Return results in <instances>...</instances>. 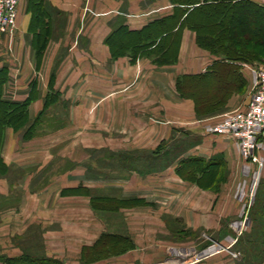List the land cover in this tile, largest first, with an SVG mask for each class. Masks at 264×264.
Returning <instances> with one entry per match:
<instances>
[{
	"label": "crops",
	"instance_id": "crops-1",
	"mask_svg": "<svg viewBox=\"0 0 264 264\" xmlns=\"http://www.w3.org/2000/svg\"><path fill=\"white\" fill-rule=\"evenodd\" d=\"M168 1L49 0L50 7L43 18L46 21L41 24L40 30H30L32 12L27 14L25 9V17L16 31L0 37V78L5 79L3 86H0L2 100L13 104L29 103L27 123L24 126L18 129L6 126L0 131V169L7 171L6 178L0 180L2 222L25 224L28 227L41 221L45 225L47 219L51 220L57 215L56 211L49 213L47 209L58 207V192L65 188H76L80 184L87 189L98 186L106 188L105 185H95L86 179L85 168L80 166L77 169L81 170L73 171L72 167L67 171L66 180L73 182L76 179L75 186L67 182L57 184L56 175L50 185L31 189L37 175L48 171L51 175L55 174L51 170L58 157L55 138H62L60 136L65 132V142H71L67 134L77 120L76 110L81 111L82 121L85 113L94 112L93 108L89 109L91 104H97L98 125L108 126L111 130L108 135L99 134L97 149L103 148L115 154L113 159L118 169L121 167V159L145 160L142 168H131L136 171L131 181L116 182L111 187L107 186L109 190L98 191L105 192L103 196L114 197V200L125 198V202L145 201L147 205L163 209L171 206L192 207L201 213L199 210L202 207L215 208L218 200L227 199V193L233 190L231 185L236 181L235 174L248 177L249 165L244 164L236 142L223 136L205 134L203 125L209 123H202L204 118L196 111V100L193 97L181 98L179 94L177 82L181 77L207 74L215 64L222 62L198 45L194 30L183 28L178 60L173 65L157 64L152 57L135 60L132 50H127L123 56L112 54L109 38L113 33L119 31L126 36L128 30L142 31L156 21L175 16L179 5L176 4L177 8L170 7ZM55 11L67 17L60 45L43 32L48 29L45 26L51 23ZM70 34H75L76 39L69 43ZM81 35V45L78 46ZM38 39H41L40 43L34 45L33 40ZM62 45L70 49V54L58 57ZM77 47L82 49V54ZM7 51L10 55H7ZM58 58L60 62L63 60L59 69L55 67ZM224 65L219 68L229 71L232 66H236L239 72L234 75L238 87L228 92L222 105L228 111L240 104L244 108L252 94L254 66L240 62H227ZM58 93V102L50 104V97ZM60 101L64 103L62 106L67 112L62 124L56 123L58 114L55 113L58 109L56 107L61 106ZM38 119L40 122L31 134L30 129ZM82 126L86 127L87 124L83 123ZM47 128L60 130L54 133H50L52 129H48L49 133L41 131ZM192 158L213 161V168L218 169L213 181L201 184V181L181 174L184 171L180 168L183 161ZM71 162L73 164V159ZM261 179H264V175L259 177L258 186ZM16 185L21 191L14 190ZM174 185H177L179 192L180 189L184 191L185 197L187 192H194V196L189 195V200L184 197L176 205H171L167 200L171 198L169 192ZM202 195L208 201H203ZM255 196L252 199L250 196L245 198L243 194L239 197L242 201L249 200L245 216L239 222L251 223L250 227L253 221L249 212ZM82 203L89 202L87 200ZM177 218L181 223L190 224L194 228L203 226L201 214L192 218L179 214ZM190 219L193 221L190 222ZM88 222L84 221L86 226L89 225V233L91 223ZM95 223L100 236L105 229L104 223L99 220ZM91 237L93 242L97 238ZM0 254L13 259L21 255L15 251H2ZM123 262L128 261L116 259L113 264ZM131 264L139 263L135 261ZM260 264H264V258Z\"/></svg>",
	"mask_w": 264,
	"mask_h": 264
},
{
	"label": "rangeland",
	"instance_id": "rangeland-1",
	"mask_svg": "<svg viewBox=\"0 0 264 264\" xmlns=\"http://www.w3.org/2000/svg\"><path fill=\"white\" fill-rule=\"evenodd\" d=\"M204 1L207 2L210 0ZM251 1L257 2L260 6L264 7V0ZM168 2L170 7H176L173 0H169ZM39 3H45L47 6L46 8L50 7L49 0L34 1L35 5ZM222 3L224 2L222 1ZM34 4L32 0H21L19 17L16 27L13 29L14 32L18 24L25 17V9L27 14L32 12L30 30L33 29L32 32H36L37 29H41V24L43 25L46 20L44 21L42 17L37 14L39 12H35ZM211 8L212 16L216 17V21L219 17L224 18L226 21L225 25L228 24V18H231L234 13L242 17L245 14V10H238L236 12L230 7L228 11V8L220 6H218L217 9H214V6ZM54 13L51 21L52 24L49 23L48 26H45L48 29L43 30V32L46 33L47 36L50 35L52 41L60 45V40L63 39L65 34L67 17L57 11ZM190 15H192V13H190ZM194 15H198V17L202 18V14H198V12ZM209 21H211L209 22L211 23L209 27L203 28L209 31L212 30L211 28L217 30V22L213 20ZM32 25H36V27ZM203 28H201V31H203ZM224 30L225 29H221L219 35H222ZM225 31L228 34V30ZM229 33L234 37L236 46L239 41H242L243 45L240 47L237 46V48L243 50L244 53L251 51L252 55L248 53L246 55L250 56L249 59L252 60L250 63L245 64L248 66L253 65L254 71L264 69V38L256 36L253 34V30L245 27L239 29L237 34L231 31ZM202 35H204L205 42H208L206 34ZM126 37L125 34L118 32L112 34L109 40H111L110 42L113 45H120ZM69 38L70 40L68 41L70 43L76 39V35L70 34ZM81 38L82 35L78 38V46L81 43ZM40 41L41 39L33 40V44H38ZM42 47H44V44ZM77 48L82 54V49L80 47ZM151 49L142 52L133 49L131 54L135 56V60L143 57H152L155 60H159V51H157V53H152V55L148 54L154 51H151ZM124 51L125 49H116L112 50V54L115 53V55L123 56ZM77 52L78 51L75 53L77 54ZM6 53L8 55L10 52L7 51ZM67 54H70V49L62 45L58 57ZM58 60L59 62L55 64L57 69L60 68L63 61L61 60L60 62L59 58ZM173 64L174 63L170 65ZM218 70L219 68L216 72H218ZM227 81L233 82L232 88L236 87L238 83L237 77L234 76L232 70H226V72L221 73L218 77L216 74H213L200 82L188 83L183 89L186 97L180 92L179 94L181 98L193 97L196 100V111H199L204 118L202 123H209L208 125L216 124L234 113L245 110L248 105L242 108L243 105L240 104L235 109L228 111V109L224 108V105L220 104L222 99L226 98L227 95L225 93L231 87L225 86ZM63 83H65V81ZM253 91L254 82L252 84V93ZM202 94H207L208 96H201ZM50 98V104L55 105V103L58 102L59 93ZM81 98L82 96L80 99ZM47 102L49 103V99ZM62 104L64 103L60 101L61 106L56 107L58 109L55 111V113L58 114V118H56L58 121L56 123L59 122L61 124L62 121H64L63 118L67 115L65 111L66 108H64ZM90 108H93L92 110H94V112L90 111L91 113H85V118L82 121L81 111L76 110L77 120L72 130L67 134L68 137H71V142H65L64 138L66 134L64 131L63 136H60L62 138H55L58 144L56 148L58 157L56 164L51 168L52 172L55 171V174L51 175V172L48 171L45 173L46 171H43L42 173L45 174L37 175L33 179L31 189L44 188L48 186V184L50 185L51 182H54L56 175L57 184L67 182L69 185L75 186L77 185L76 179H74L75 181L73 182L66 180L67 171L69 172L72 167L73 171L81 170L77 169L80 166H84L85 168L86 179L92 181V184L95 185L97 183L103 186L105 185L106 188L104 189L102 186H98L94 189H87L83 188L79 182L80 185L78 184L79 186L76 188H65L58 192V197H56L58 207L47 209L49 213L56 211L57 215L53 216L51 220L47 219L48 222L45 225L39 221L27 227L25 224H9L0 220V252H19L21 255L14 259L26 258V260H30L28 263H31L32 259H50L54 261L53 264H113L116 262V259H127L128 262H123L121 264H131L135 261L139 264H260L261 260L264 258V253L262 258H260V256L256 258L255 255L251 256L250 254L251 244L254 243V239L250 238L254 225L250 227L251 223L248 224L247 222L245 223V221L239 222L240 219L245 216L244 213H246L249 203V200L247 202L245 200L242 201L239 197L243 194L245 198L250 196L252 199V195H257L258 181H255V184L252 186L250 178L241 176L240 174L237 176V174H235L234 179L236 181L234 185H231L233 186V190L227 193V199L222 198L220 201L218 200L215 208L202 207L199 210L201 213H197L198 209L192 207L177 208L176 206L173 208L171 206L163 209L147 205L145 201L125 202V198L114 200L112 199L114 197L103 196L105 192L102 193L98 191H107L109 190L107 186L110 185L109 187H111L116 184V182L121 181L126 183L131 181L130 178L135 177L136 174V171H133L131 168H142V163H144L145 160L121 159V167L118 169L114 164L115 159H113V156L115 154L103 148L100 150L97 149L99 145L97 142L99 134L100 136L105 133L108 135L111 130L108 126L103 127L98 125L97 104H91L89 109ZM68 114H70V111ZM88 120H93V122H89ZM83 123H86L87 126H82ZM206 126L207 125H203L202 129L204 130ZM48 129H52L50 133L60 130V128L56 130L55 128H47L41 131L43 133H49ZM69 146H72L70 147L72 149H69ZM67 149L68 151H66ZM263 154L264 152L262 155ZM72 159L73 164L71 162ZM243 162L244 164L248 163L247 161L245 162V160ZM132 172L133 174H131ZM263 175L264 167L259 177ZM6 176L7 171L0 169V180L6 178ZM190 178H192V176H190ZM62 179H64L63 182H61ZM0 183L2 182L0 181ZM11 187H13V185ZM1 188L2 186H0V189ZM15 188L14 190L16 192L18 189L21 191L18 185H16ZM178 189L177 185L171 186L170 188L169 193L171 198L167 201H169L171 205H176L179 200L185 197L184 191L180 189L179 192ZM187 193L185 197L187 200L190 199L189 195L191 197L194 196V192ZM229 195L232 198H230ZM202 199L203 201H208L207 197L204 200V195H202ZM87 200L89 203H82ZM243 205H245V207H243ZM179 214L191 216V218L194 217V215L199 214L200 216L201 214L203 226L194 228V226L190 224H183L177 218ZM85 220H89L88 223H91V231L89 233L87 231L89 225L86 226L87 223H84ZM98 220L104 223L105 226L100 236L97 233L95 223V221ZM190 220V222L193 221V219ZM93 226H95V228ZM91 236L97 237L94 242ZM261 250V252H264L263 245L261 246ZM11 259L13 258L0 254L1 264H12L8 262V260ZM25 264H27V262Z\"/></svg>",
	"mask_w": 264,
	"mask_h": 264
},
{
	"label": "trees",
	"instance_id": "trees-1",
	"mask_svg": "<svg viewBox=\"0 0 264 264\" xmlns=\"http://www.w3.org/2000/svg\"><path fill=\"white\" fill-rule=\"evenodd\" d=\"M34 1L35 0H32L33 4ZM222 1L224 3H222ZM173 2L179 5L178 9H176L175 16L168 19H163L161 21H156L154 22V24L148 26L142 31L131 32L128 30V35H126L127 37L122 43H120V45L111 44L112 50L125 49V52H123L125 54L127 50L133 51L134 49L135 51L142 52L152 48L151 51H154L148 53L149 55H152V53H157V51H159L160 53V58L159 60H155V63L161 65L172 64L177 62L178 60L179 44L183 28L194 30L197 34L198 45L201 48L208 50L212 55L221 59L222 62L215 64V66L207 74L200 76L181 77L177 82V87L179 92L184 96L185 94L183 89L188 83L200 82L201 80L209 78V76L213 74H216L217 77L220 76L221 73L226 72L227 69L219 67L226 66L224 64H227V62L250 63L252 59H249L250 56L246 54L248 53L249 55H252L251 51L244 53L243 50L237 48V46L240 47L241 45H243L242 41H239L236 46L234 37H232L229 32L231 31L237 34L239 29L245 27L253 30V34H255L256 36L264 38V7L251 0H210L207 2L203 0H173ZM42 3L34 5L35 12H39L41 15H38L43 19L45 15L44 13L48 9L46 8V4ZM212 6H214V9H217L218 6L225 7L228 8L227 11L229 10V7L236 12L238 10H245L246 15L244 14V16L242 17L234 13L231 18H228V24L225 25L226 21L224 20V18L219 17L216 21V17L212 16ZM197 12L198 14H202V18L198 17V15H194ZM190 13H192V15H190ZM209 20L217 22V30L215 28H211L212 30L210 31L205 29L207 28V26L209 27V24H211L209 23L211 22ZM201 28H203V31H201ZM176 29H178V31H176ZM221 29L228 30V34L224 30V33L222 35H219ZM118 32L119 31L115 33ZM202 34H206L208 42H205L206 40L204 39V35ZM113 55H115V53H113ZM232 67V72L234 73V75H236L239 72V69H237L236 66ZM218 68L219 70L218 72H216ZM4 83L5 79L0 78V86H3ZM232 85L233 82H226V87L231 86L225 93L226 95L228 94V92L238 87V85H236V87L232 88ZM201 96L208 95L202 94ZM223 101L224 98L222 99L220 104H223ZM28 106V102L23 104H13L8 101L2 100V95L0 94V131H3L6 126H11L16 129L24 126L27 123ZM39 122L40 119L35 121L32 128L30 129L31 134L33 133L32 131L36 129ZM213 167V161H206L205 159L201 158H192L185 160L180 166L181 169H184V171L181 172L183 176H188L189 178L190 176H192L193 180H197L198 182L201 181V184H205L202 183L205 181H208V183L213 181L218 171L216 167ZM249 217L252 219L254 225L251 232L252 236L250 235V238L254 239V243L251 244L250 254L251 256L255 255L256 258H258V256L262 258L264 253L261 252V246H264V179H261L259 181L257 195L255 196L254 204L250 208ZM29 261L30 260H26V258L8 260V262L12 264H25L26 262L27 264H53L54 262L50 259H32L31 261L35 263H28Z\"/></svg>",
	"mask_w": 264,
	"mask_h": 264
},
{
	"label": "built area",
	"instance_id": "built-area-1",
	"mask_svg": "<svg viewBox=\"0 0 264 264\" xmlns=\"http://www.w3.org/2000/svg\"><path fill=\"white\" fill-rule=\"evenodd\" d=\"M20 3L21 0H0V37L12 33L16 27ZM253 82L254 91L245 110L204 128L207 135L236 142L241 157L248 162L252 186L264 167V69L254 71Z\"/></svg>",
	"mask_w": 264,
	"mask_h": 264
}]
</instances>
